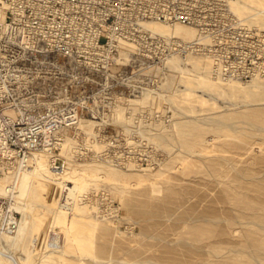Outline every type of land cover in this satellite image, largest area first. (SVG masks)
<instances>
[{
    "label": "rangeland",
    "instance_id": "obj_1",
    "mask_svg": "<svg viewBox=\"0 0 264 264\" xmlns=\"http://www.w3.org/2000/svg\"><path fill=\"white\" fill-rule=\"evenodd\" d=\"M234 13L258 32L262 44L258 52L246 51L257 58L256 74L230 79L249 87L253 80H264V19L254 23L250 13ZM197 54L212 59L204 51ZM189 56L179 57L180 67ZM168 64L162 66L165 81L155 85L147 101L151 115L129 119L133 124L139 120L134 134L140 144L129 150L134 158L121 163L103 158L96 127V135L88 142L83 132L77 137L78 131L70 132L63 175L69 174L71 183L40 187L33 194L28 179L10 201L27 208L30 225L16 244L6 238L9 244H2L6 249L24 257L25 264H209L192 246L201 220L223 213L236 220L234 229H241L238 221L245 219L235 210L230 184L235 178L264 182V131L255 130L247 117L257 112L264 119L262 88L251 92L215 89L201 84L198 73L172 71ZM186 122L190 127L183 126ZM234 139L246 144L232 145ZM109 163L118 172L136 174L130 188L120 189L119 180L102 171L93 175L82 170L84 164ZM68 191H74L72 203L65 198ZM227 239L221 252L211 255L230 252V257L240 258L236 243L241 235ZM244 258L250 255L245 253Z\"/></svg>",
    "mask_w": 264,
    "mask_h": 264
},
{
    "label": "built area",
    "instance_id": "obj_2",
    "mask_svg": "<svg viewBox=\"0 0 264 264\" xmlns=\"http://www.w3.org/2000/svg\"><path fill=\"white\" fill-rule=\"evenodd\" d=\"M235 1L0 0V177L16 178L0 195L1 254H11L2 244L22 219L8 202L18 169L39 156L65 173L62 146L87 119L103 158L133 159L139 120L129 119L151 115V103L138 101L165 81L162 66L170 58L204 51L220 78L256 74L257 58L246 51L262 44L234 13ZM149 23L192 27L199 38L161 36Z\"/></svg>",
    "mask_w": 264,
    "mask_h": 264
},
{
    "label": "bare ground",
    "instance_id": "obj_3",
    "mask_svg": "<svg viewBox=\"0 0 264 264\" xmlns=\"http://www.w3.org/2000/svg\"><path fill=\"white\" fill-rule=\"evenodd\" d=\"M233 10H235L234 12L240 15H246L250 13L249 18L252 20V22L257 23L260 19H264V0H236L233 4ZM254 23L251 24L253 25ZM146 27L153 33L160 34L161 36H176L177 38L183 39L185 41H191L199 38L198 31L195 28L179 24L164 25L161 23H149L146 25ZM198 55L199 54L190 55L189 58L184 61L181 67L179 63L182 62V60L178 56H173L168 60L169 64L167 62L168 68L172 71L180 69L182 70V73H187L189 75L190 73H192L191 71H194L196 74L198 73V75L200 76V80L202 79L201 84L205 86H213L215 89L223 87L226 90L228 89L230 92H251L254 91L255 88L261 87V95L264 97V80H253V82H255L256 84L252 83L249 85V87H245L244 85H242V87L238 82H234V80L230 79L226 80L224 78H219L217 77L218 75L216 76L215 80H211L210 76L213 75L212 78L214 79V76L216 75L214 74L216 71L214 70V67H212L214 66L212 64L213 60L206 55ZM236 83H238L239 85H237ZM253 84H255L254 87L251 86ZM226 90L222 91L225 92ZM149 99V97L145 96L141 100H139L138 103L145 105L148 103L147 101ZM247 117L250 119V124L254 127H257L255 130L264 131V119H260L257 112H250L247 114ZM260 125L263 127H260ZM183 126L186 128L190 127L188 122H186ZM95 127V123L92 120L87 119L80 124L76 131H78V133L81 132L82 134L83 132L84 134L88 135V142V140L90 141V139H92V137L96 135ZM198 132H202V129L200 127H198ZM67 142H65L62 146V152L65 155L67 154L66 150H68L69 145V143ZM91 142L93 141L91 140ZM98 144L96 143V145ZM238 144L244 145L246 143L243 139H234L232 145L236 146ZM102 165L104 164H84V166H82V170L93 175L97 174V172L102 171L110 178L119 180L120 189L125 190L127 188H130V180L134 179V176L136 174L127 173L126 170V172H118L117 170H115L117 167L114 164H105L104 166ZM112 165H114L115 168H113ZM18 170V187L16 185L15 191L11 197L17 195L19 192H21V190L25 188V186L29 183L28 179H30L31 181L30 185H32L33 194L40 187H58L60 183H63L64 185H66L67 183H71L69 174H62L59 176L55 174L44 157H32L31 160L28 161V163H26L23 167H20ZM17 175L18 174H16V176ZM15 179L16 178H14L13 181H15ZM11 180V178L0 179V195L5 194V184ZM2 181H4L5 184ZM230 185H232L231 199L233 201V204L235 205V210L239 212L241 218L245 219L244 221H238L241 225L239 228L241 229L237 231V229L233 228V225L236 221L234 218H226L223 216V213L218 214L214 212L212 213L211 217L201 220V223L198 227L200 234H197L193 238L192 246L199 251L198 254L201 256L202 261L208 262L209 264H264V182H260L257 179H253V181L251 182H243L235 178L231 181ZM73 192L74 191H68L65 195V198L70 203H72L74 199ZM203 197L206 198L205 195H203ZM10 200L8 202L10 203L11 207L17 212L21 211V213H23L19 230L15 235L9 237L12 239V243L16 244V242L20 241L21 237L24 235L26 229L29 228L30 218L28 217V215H26V207L20 208L18 205L14 206L12 201ZM215 201L216 200H214L213 202ZM213 218H216V220H213ZM204 231L208 233L207 236L204 235ZM230 235H241V239L236 243V246L240 253L238 257L240 258L234 259L230 257V255L228 254L230 252H227L223 255L212 256L211 253L213 251L221 252L224 243L223 239H229ZM219 237H222V239ZM182 249L184 251H188L187 248ZM10 253L11 254L6 256L0 253V264H25L24 257L15 256L14 253ZM245 253H248L250 255V258H244ZM74 264H77V262H74Z\"/></svg>",
    "mask_w": 264,
    "mask_h": 264
}]
</instances>
